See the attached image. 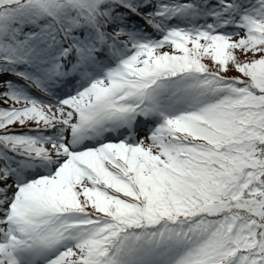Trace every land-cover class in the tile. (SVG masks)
Returning <instances> with one entry per match:
<instances>
[{"label": "snow or ice", "instance_id": "1", "mask_svg": "<svg viewBox=\"0 0 264 264\" xmlns=\"http://www.w3.org/2000/svg\"><path fill=\"white\" fill-rule=\"evenodd\" d=\"M0 264H264V0H0Z\"/></svg>", "mask_w": 264, "mask_h": 264}, {"label": "trees", "instance_id": "2", "mask_svg": "<svg viewBox=\"0 0 264 264\" xmlns=\"http://www.w3.org/2000/svg\"><path fill=\"white\" fill-rule=\"evenodd\" d=\"M203 62L211 64V61H209L207 58H205V60ZM237 75H238V73L235 70L228 72V76H230V77L237 76Z\"/></svg>", "mask_w": 264, "mask_h": 264}]
</instances>
